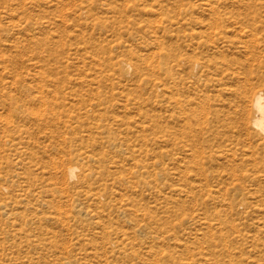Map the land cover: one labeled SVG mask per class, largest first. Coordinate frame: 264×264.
Returning <instances> with one entry per match:
<instances>
[{"label": "rangeland", "instance_id": "rangeland-1", "mask_svg": "<svg viewBox=\"0 0 264 264\" xmlns=\"http://www.w3.org/2000/svg\"><path fill=\"white\" fill-rule=\"evenodd\" d=\"M258 95L264 0H0V264H264Z\"/></svg>", "mask_w": 264, "mask_h": 264}, {"label": "bare ground", "instance_id": "bare-ground-1", "mask_svg": "<svg viewBox=\"0 0 264 264\" xmlns=\"http://www.w3.org/2000/svg\"><path fill=\"white\" fill-rule=\"evenodd\" d=\"M254 109L257 115L253 125H255L256 128L264 129V98L262 95L256 97ZM70 171H74L75 174L77 173L75 168H71L69 172Z\"/></svg>", "mask_w": 264, "mask_h": 264}, {"label": "clouds", "instance_id": "clouds-1", "mask_svg": "<svg viewBox=\"0 0 264 264\" xmlns=\"http://www.w3.org/2000/svg\"><path fill=\"white\" fill-rule=\"evenodd\" d=\"M255 127V125H253ZM258 131H260L262 134H264V129H257ZM69 179L70 180H74L76 179L75 173L74 171H70L69 172Z\"/></svg>", "mask_w": 264, "mask_h": 264}]
</instances>
